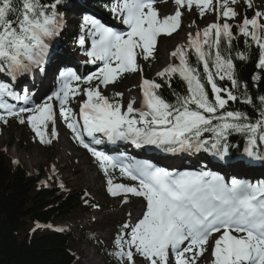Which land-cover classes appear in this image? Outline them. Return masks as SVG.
<instances>
[{
  "label": "snow or ice",
  "instance_id": "obj_1",
  "mask_svg": "<svg viewBox=\"0 0 264 264\" xmlns=\"http://www.w3.org/2000/svg\"><path fill=\"white\" fill-rule=\"evenodd\" d=\"M240 3L174 0L175 12L161 17L156 0H114L110 11L122 27L84 15L76 38L95 70L89 74L71 67L59 70L58 87L36 103L21 82L34 79L48 63L60 59L56 42L65 27L61 9L68 5L65 0H0V122L16 118L27 123L41 143L51 144L58 136L54 102L58 103L59 116L73 139L103 172L107 194L121 198L123 204L130 197L143 201L135 223L124 222L114 237L110 255L118 264H200L205 254L211 257L207 264H264V179L253 182L221 174L208 164L197 170L169 169L98 148L125 142L166 153H207L222 171L245 166V156L264 160V94H251L235 63L247 61L255 45L256 67L264 71V8L243 0L241 18ZM184 8L189 12L195 8L201 18L213 13L215 20L189 32L186 42L171 51L176 63L167 64L152 79L141 76L138 106L135 97L125 105L122 92L104 95L102 89L125 73H143L138 61L153 59L158 38L181 29ZM241 37L245 50L233 55ZM177 79L184 86L181 91L173 88ZM251 79L257 85L264 77L256 73ZM165 85L171 100L163 95ZM74 99L78 111L71 106ZM236 103L250 106L252 114L230 106ZM237 136L245 142L239 157L230 151L234 147L230 141ZM117 173L130 182H118ZM88 197L85 192L86 205Z\"/></svg>",
  "mask_w": 264,
  "mask_h": 264
},
{
  "label": "rangeland",
  "instance_id": "obj_2",
  "mask_svg": "<svg viewBox=\"0 0 264 264\" xmlns=\"http://www.w3.org/2000/svg\"><path fill=\"white\" fill-rule=\"evenodd\" d=\"M254 7L264 8V0H253ZM175 5L174 3H171ZM163 4H160V6ZM239 6V5H238ZM237 6V7H238ZM184 18L182 19V26L186 30L195 29L198 27L202 29L204 26L213 21V14L208 13L206 17L201 18L196 17L193 13L194 10L189 12L186 8L181 9ZM77 13V12H76ZM73 16L72 20H75L78 16L71 14ZM70 16V17H71ZM193 21L195 23L193 24ZM74 22V21H73ZM74 31H80V26H76ZM197 29H195L196 31ZM165 35H161L158 40V45L156 49L155 61L152 65V73H156L161 70L170 62L169 53L172 51L178 43H185L186 41L182 39H171L168 36L164 38ZM166 40V43H164ZM179 40V41H178ZM167 44L165 48L164 44ZM161 60V61H160ZM139 63L145 67L147 61L142 59ZM144 72L136 73H125L122 78H120L115 84H110L107 88L102 89L106 92H122L124 93V104L128 102L129 96H134L137 100V105L139 104V88L138 85L141 82V76L144 77ZM83 99V97H79ZM73 107L78 111V106L76 100H72ZM60 128V123L58 122ZM3 131L0 135V148H4L7 154L12 157L15 161L20 162L27 170L34 171L37 168L43 167L46 171L45 180L48 182H56L66 180L68 185L72 188L82 187L87 190L89 194L94 196L99 202L106 201V198L102 194L103 186L100 185L96 173L92 170L91 165L87 162L88 158L71 149L70 155L61 154L60 144L53 146L52 148H42L32 142V132L28 129L29 125L27 123L20 124L15 121H8L4 126ZM70 150V149H69ZM55 166V170H53ZM129 183V181H120ZM140 198L130 197L128 204H123L121 198L112 199L110 202L112 206L107 210L101 212L103 216L99 219L100 222H91L93 216L91 214H86V210L82 207L80 210L74 213L70 218V221L63 224L64 228L71 232L72 239L70 241V248L75 253L74 264H105L104 257L100 254L99 248L91 246L84 242L83 240H78L80 234L78 229L81 227L95 228L96 231L101 235V239L98 244L108 245L109 239L114 230L115 224L123 219L124 211L133 205L129 209L130 212L134 209L133 206L140 204ZM121 206L120 209H118ZM137 210V207H136ZM205 257V256H204ZM202 258L200 264H207L203 262L205 258Z\"/></svg>",
  "mask_w": 264,
  "mask_h": 264
},
{
  "label": "trees",
  "instance_id": "obj_3",
  "mask_svg": "<svg viewBox=\"0 0 264 264\" xmlns=\"http://www.w3.org/2000/svg\"><path fill=\"white\" fill-rule=\"evenodd\" d=\"M237 50H245L242 37L235 42L233 55ZM249 55L247 61H235L238 77L248 83L252 95L264 94V79L257 85L251 79L256 73L264 77V71L256 67L259 53L255 45ZM183 87L178 79L173 81L174 89L181 91ZM162 91L167 99H172L166 85ZM230 106L250 114L253 111L250 106L239 103ZM35 186L33 176L23 167L14 166L0 152V264H72L74 257L69 250L68 236L36 228L35 224L71 215L81 203L80 190L64 196L53 189Z\"/></svg>",
  "mask_w": 264,
  "mask_h": 264
},
{
  "label": "bare ground",
  "instance_id": "obj_4",
  "mask_svg": "<svg viewBox=\"0 0 264 264\" xmlns=\"http://www.w3.org/2000/svg\"><path fill=\"white\" fill-rule=\"evenodd\" d=\"M158 11H159V14H160V16L162 17V16H165V15H170V14H173V13H171L170 11H172V12H175V10H172V8H170L169 7V5H166V6H164V7H161V8H158ZM189 32H194V31H192V30H186V28L185 27H181V29L180 30H178L176 33H174L173 35H171V36H168L169 38H171V39H174V40H176V39H183V40H186L187 39V34L189 33ZM61 38V37H60ZM62 39V38H61ZM165 39V38H164ZM164 43H166V40H164ZM163 43V44H164ZM168 44V43H167ZM167 44H164L163 45V47L165 48V46H167ZM69 61H71V60H69ZM161 61V60H160ZM59 62V61H58ZM30 81H32V79L30 80ZM132 97H134V96H129L128 97V100L130 99V98H132ZM3 131V130H2ZM70 147H69V145L68 144H66L63 140H61V142H60V150H61V154H63V155H70ZM250 165H252V166H256V165H258V164H254V163H251ZM240 173H246L245 171H240ZM132 204H133V202H132ZM140 206H141V204H140ZM211 258H210V254H209V257H207V258H205V260H204V262L205 263H207L208 262V260H210Z\"/></svg>",
  "mask_w": 264,
  "mask_h": 264
}]
</instances>
